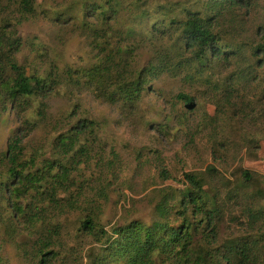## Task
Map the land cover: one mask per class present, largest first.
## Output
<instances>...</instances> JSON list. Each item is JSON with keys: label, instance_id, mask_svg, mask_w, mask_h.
<instances>
[{"label": "rangeland", "instance_id": "rangeland-1", "mask_svg": "<svg viewBox=\"0 0 264 264\" xmlns=\"http://www.w3.org/2000/svg\"><path fill=\"white\" fill-rule=\"evenodd\" d=\"M253 2L236 11L237 59L199 64L186 51L170 59L171 74H158V56L176 51L182 34L158 29L199 11L204 0H118L115 13L101 0H37L36 14L20 26L16 7L0 0V30L20 43L15 62L49 83L33 97L15 96L7 85L16 74L5 66L0 189L9 179L3 156L18 134L25 161L67 170L55 194L19 200L25 216L0 191V264H126L110 249L117 236L107 241L131 223L160 220L157 205L166 193L177 203L188 173L199 174L210 203L223 207L212 249L226 253L253 240L259 227L248 226V209L264 204V65L256 51L264 45V0ZM143 71L144 91L127 102L120 83ZM179 95L192 98L193 108ZM84 122L95 131L65 153L60 140ZM86 220L107 234L85 232ZM40 246L52 256L43 259Z\"/></svg>", "mask_w": 264, "mask_h": 264}, {"label": "trees", "instance_id": "trees-1", "mask_svg": "<svg viewBox=\"0 0 264 264\" xmlns=\"http://www.w3.org/2000/svg\"><path fill=\"white\" fill-rule=\"evenodd\" d=\"M117 1L101 0L111 13L116 12ZM248 1L252 6L253 0ZM248 1L204 0L203 8L188 12L186 19L173 20L169 29L166 26L160 27L158 33L171 34L173 31H179L182 34L180 35L181 45L176 51H163L158 56L157 65H154L157 73L171 74L174 67L171 66L170 59L173 55L183 57L186 51L199 64L225 63L237 59L239 51L236 40L242 39L237 36L235 28V23L240 22L236 11L243 8ZM10 3L16 7L19 26L36 14L37 0H10ZM19 45L16 39L5 35L4 31L0 30V82L6 83L4 71L5 66H8L16 75L7 85V89L15 96L33 97L48 90L49 83L37 76H29L22 67L17 65L15 55ZM256 51L259 53L258 63L264 65V45H259ZM110 57L111 55L108 59L112 60ZM146 83V72L143 71L133 81L121 82L119 93L127 102H136L144 91ZM178 98L183 100L188 108H193L192 98L185 95H179ZM88 131L90 133L95 131L93 122H84L74 128L69 137H62L61 149L65 153L71 152L76 139L82 134L89 133ZM22 145L23 135L21 134L9 140L7 152L3 156L9 166V179L2 184L3 191L1 189L0 191L4 192L16 214L25 216L27 211L19 200L32 192L36 195H44L54 191L55 194L63 183L67 170L56 161L41 164H38L37 160L25 161ZM244 175L248 182L252 180L249 172H245ZM185 178L188 182L187 188L179 191L176 204L171 203L172 197L173 199L176 197L166 193L164 201L157 205L156 212L160 220L154 221L151 225L134 222L113 233L107 242L117 236L111 243L110 249L111 247L116 249V254L120 258L114 254L112 259H123L126 264H264V253L260 252L264 250V204H260L258 209H248L250 214L248 226L259 227L253 240L237 244L230 251L223 253L222 249H217L218 247L212 249L219 238L217 221L223 213V207L219 208L218 205L210 203L204 179L199 174L188 173ZM53 196L55 195L51 194L49 197ZM172 212H176L177 215L174 221L170 219ZM82 227L85 232L92 235L107 234L105 231L97 232L92 220L84 221ZM198 237H201L204 242L203 246L196 248L195 244L199 243ZM38 252L43 259L53 254L44 253L43 246L39 247ZM50 261L52 258L44 260L46 264ZM106 263L107 261L101 264Z\"/></svg>", "mask_w": 264, "mask_h": 264}]
</instances>
